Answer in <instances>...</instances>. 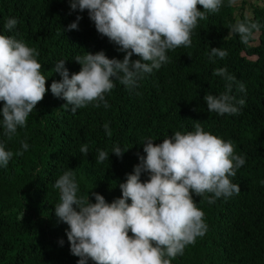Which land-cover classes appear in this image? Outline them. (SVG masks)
<instances>
[{
  "label": "trees",
  "instance_id": "16d2710c",
  "mask_svg": "<svg viewBox=\"0 0 264 264\" xmlns=\"http://www.w3.org/2000/svg\"><path fill=\"white\" fill-rule=\"evenodd\" d=\"M258 2L261 5L222 0L219 11L198 21L190 46L168 50V62L143 74L133 87L112 78L115 87L105 94L108 107L93 102L73 114L64 108L66 101L50 91L52 82L61 80L53 72L55 65L64 60L71 77L80 70L76 56L103 51L107 58L122 61L125 53L96 31L87 10L72 11L69 0H0V34L37 51L48 89L26 126L18 127L11 138L5 135L0 116V144L13 153L8 165L0 166V264H77L79 257L71 254L66 236L68 226L55 215L60 202L55 181L72 170L77 198L88 195L95 203L97 193L111 203L121 198L119 185L146 156L144 142L160 144L177 131H194L197 122L231 141L235 154L245 158L229 177L240 193L212 204L207 200L211 194H192L207 231L171 264H264V0ZM10 18L17 24L7 31ZM73 22L77 29L67 30ZM237 22L260 25L247 44L231 30ZM212 48L228 55L210 58ZM221 68L235 77L228 94L245 101L237 105L236 115L211 112L203 99L205 94L227 91L229 82L214 74ZM22 142L29 145L26 151ZM82 145H87V155L81 153ZM116 146L121 148L120 157L112 153ZM98 150L108 152V160L97 163ZM147 179L148 173H142L141 182Z\"/></svg>",
  "mask_w": 264,
  "mask_h": 264
},
{
  "label": "clouds",
  "instance_id": "9594fccd",
  "mask_svg": "<svg viewBox=\"0 0 264 264\" xmlns=\"http://www.w3.org/2000/svg\"><path fill=\"white\" fill-rule=\"evenodd\" d=\"M69 5L72 11L87 10L96 31L125 53L122 61L107 58L103 51L76 56L80 70L71 77L64 60L55 65L53 72L61 80L53 81L50 91L65 100L64 108L75 114L93 102L97 107L99 102L108 107L105 94L115 87L112 78L133 87L143 74L168 62V50L190 46L198 21L206 19L207 13L219 11L222 0H69ZM80 19L77 16V22ZM77 22L67 30H76ZM16 24L17 20L10 18L5 29L11 31ZM259 28L256 22H237L231 30L247 44ZM133 55L139 59L132 60ZM227 55L221 48L210 50V58L223 59ZM37 56V51L25 42L0 34V116L9 138L18 127L26 126L29 114L48 91ZM214 74L224 76L229 83L227 91L219 96L205 94L207 109L219 115L238 114L237 105L243 106L245 101L228 94L235 77L224 68ZM239 90H245L243 84ZM104 128L111 136L107 124ZM21 147L26 151L29 145L22 142ZM80 151L87 155V145H82ZM143 151L146 156L119 185L121 198L111 203L97 193H93L95 203L89 202L88 195L77 198L72 170L55 181L54 187L60 193L55 215L68 226L66 236L71 254L79 257L77 264L89 260L93 264H171L207 231L204 213L197 208L192 194H211L207 200L212 204L218 198L240 193L239 185L229 177L235 176L245 158L235 154L231 141L205 131L198 122L194 131H177L160 144L149 139ZM112 153L122 156L119 146ZM12 156L0 144V166L6 167ZM108 157V152L98 150L97 163ZM142 173H148L145 182H141Z\"/></svg>",
  "mask_w": 264,
  "mask_h": 264
},
{
  "label": "rangeland",
  "instance_id": "374dc122",
  "mask_svg": "<svg viewBox=\"0 0 264 264\" xmlns=\"http://www.w3.org/2000/svg\"><path fill=\"white\" fill-rule=\"evenodd\" d=\"M246 2H248V1H250V0H245ZM256 5H261L259 2H258V0H252ZM239 1H237V3H238Z\"/></svg>",
  "mask_w": 264,
  "mask_h": 264
}]
</instances>
